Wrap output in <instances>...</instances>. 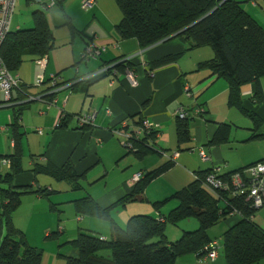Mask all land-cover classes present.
Wrapping results in <instances>:
<instances>
[{"label":"trees","instance_id":"trees-1","mask_svg":"<svg viewBox=\"0 0 264 264\" xmlns=\"http://www.w3.org/2000/svg\"><path fill=\"white\" fill-rule=\"evenodd\" d=\"M53 1L54 5L61 6L64 0ZM246 1L249 0H114L121 12L116 31L121 39L135 38L141 48L176 37H182L187 44L183 52L204 46L210 47L214 52L213 57L199 62L196 70H208L209 78L227 82L228 105L251 120L249 139L262 140L264 120L252 107L254 104L264 105V92L260 82L264 76V28L241 6ZM44 5L49 8L47 4ZM32 18V27L9 30L1 44L0 58L13 74L19 70L24 57L29 56L32 60L46 57L55 46L54 35L44 11L35 10ZM65 23L70 27L72 36L76 33L82 37L86 36L84 31L75 29L70 20ZM180 55L175 53L162 57L153 61L151 67L174 62ZM121 58L108 70L117 74L133 69V60ZM56 82V86H51L48 78L40 85L49 84V87L41 92L45 93L46 103L53 102L57 84H65L59 80ZM246 84L253 86V93L250 98L242 99L241 88ZM26 87L19 83L18 87L11 91L10 102L15 103L9 106L11 120L8 129L13 142L12 150L11 153L0 154V165L4 160L8 161L9 165L6 174L0 173V264H41L43 255L42 249L28 244L26 235L16 228L12 218L21 204L23 194L34 192L48 197L51 193L41 188L32 191L30 185L14 184V178L24 173L20 119L23 105L21 102L28 94ZM197 107L202 108V114L197 116H203L206 110L199 103ZM191 110L192 108H189V112ZM61 115L58 127L65 125L68 117L63 111ZM195 117L175 116L178 145L191 140L190 120ZM144 118L142 112L127 117V126L123 129L132 133L131 128L141 125ZM79 127L90 130L92 125ZM231 131L230 124L219 123L210 143L220 145L227 142ZM160 133L161 130L156 128L144 132L137 139L132 137L133 149L126 150V154H133L137 158L151 153L163 155L166 150L154 147ZM174 164V161L167 159V162L151 171L140 172L141 178L132 185L130 192L109 205H100L90 195L74 199L72 203L76 215L107 222L110 227L109 235L103 237L90 229L80 228L77 236L66 242L73 252L58 253V256L65 264H175L178 257L187 254H194L201 259L205 258L207 246L212 240L208 236V229L235 213L239 216L238 222L223 232L222 244L218 241L219 254L221 252L223 255L222 264H256L264 259V229L252 219L256 211L264 205L253 207L251 202L245 199V195H234L233 188H220L216 192L207 190L204 181L213 172V168L196 171L189 184L152 203L153 208L161 213L160 209L168 200L176 199V206L167 214H159V217L134 214L128 218L125 227L116 223L112 212L127 202L143 201L148 184ZM251 164L231 171L222 170L216 177L228 181L233 173L242 172ZM29 172L34 176V180L36 174H44L57 181H65L73 191L81 189V179L84 177L82 173L76 172L70 159L60 166L51 162L34 163ZM192 217L198 221L196 229L183 231L174 241L167 239L166 223L176 225ZM57 233H51L49 236H56Z\"/></svg>","mask_w":264,"mask_h":264},{"label":"crops","instance_id":"crops-1","mask_svg":"<svg viewBox=\"0 0 264 264\" xmlns=\"http://www.w3.org/2000/svg\"><path fill=\"white\" fill-rule=\"evenodd\" d=\"M247 2L248 1L243 2L244 10L264 28V0H249V3ZM63 3L60 7L64 6ZM89 14L92 15V19L88 20V22L93 24L92 35H88L90 30H87V32H84L86 38L83 39L80 44L78 43L76 45V49L71 47V49H65L61 54L49 53L46 56V64L43 70L45 75L44 80L48 78L50 79L51 75H58L59 81L70 85V87L65 86L61 90L57 91L56 94L66 89H70V91H72L71 97H76L79 100V106L74 108L73 105L69 104V96L67 100H65L66 102L64 101L61 105L63 106V109L54 108L50 109L47 113L44 112V115L41 116L43 120L41 122L39 121L37 124L44 126L47 131H50V134H45L41 127H37L34 133L37 134L38 137L31 136L30 139H28L26 142H23L26 130L22 129L24 125L21 121L24 119L22 113L26 109L29 110L31 108V102L40 98L44 101L46 100V98H44L45 93L41 92L42 90L49 87V84L44 86L42 85L39 91H33L30 88L31 85H28L25 82V75L22 73L17 74L19 70L15 73L18 76L19 83L27 86L26 88L28 94L35 95L37 98L32 101L23 102L22 105L20 132L23 133L21 144L22 168L24 173L19 174L14 178V184L30 185V190L32 191L37 189L35 183L36 176L39 174L35 175L34 180V176L29 172L32 169L34 163L45 164L47 162H51L56 166H60L67 159H70L76 172L83 174L86 172L84 170L86 167L98 164L101 161L102 157L99 153L106 150L110 146L116 149L118 154H120V149L118 146L108 142L104 144V142L113 137L110 129L127 117L140 112H142V116H144L150 124L157 126L161 130L160 135L156 138L154 144L155 148L166 150V152L170 149L180 150V148H182L183 150H180L179 152L185 150H188L189 152L192 151V149L201 146L208 157L207 160H203L200 157L202 159L201 160L189 154L180 153L177 158V163H175L173 167L168 169L160 176L154 178L148 184L150 185L154 182H157L169 174H175L171 179L164 182L165 185L161 186V188L157 191L160 193L156 195L151 194L150 196L144 191V197L148 202L161 200L169 196L174 191L180 189V187L186 182L189 181L187 183L189 184L194 179V174L196 171L208 170L214 166H222V164L226 166V168H222L223 171H231L264 159V154H261V156L254 154L252 158L248 160H242L235 164L234 161L227 157L226 154V151L231 148L229 145L231 142V135L227 142L220 145L210 143L219 123H227L231 126H234V124L238 125V123H242L243 121L241 118V112L228 105L227 82L223 79L209 78L208 70H196L197 64L199 62L211 59L213 57L214 52L210 47V49H207V47L204 46L183 52L187 44L182 37H176L168 41L164 40L162 42L156 43L147 48H141L135 38L121 39L119 37L116 31V24L121 19V12L120 10L118 11L117 9H114V7L111 6V3H105L103 0H95V5L90 10ZM65 22L64 25H67ZM73 27L76 28L74 25ZM89 38H92V40H89ZM72 39L73 36L71 35V41ZM88 41L91 42V45H94L97 49H100V53L97 54L92 60L87 61L85 65L78 66L77 64L79 62L86 59V57H83V55L86 54ZM139 51L142 52L141 55H138L132 59L135 64L132 66L135 84H131L130 78L127 74L128 71H120L119 73L115 74L108 70L110 67H108L106 73L100 77L90 81L85 80L89 74L95 73L102 66L113 65L116 60L120 59V57H127L129 55L138 53ZM175 53H180L181 55L174 62H170L169 64L158 67H151V63L153 61L168 55H173ZM260 82L264 92V76L260 79ZM187 88L188 92L191 94L190 96L186 95ZM252 93L253 86L251 84L242 86V99L250 98ZM56 94L53 98V102L57 106V104H59V98ZM198 103L203 106V109L206 110V113L203 114V116L195 117L198 118L201 123L197 126H193L190 129L192 136L191 140L187 143L178 145L175 135L174 112L178 107L184 106L188 108H194ZM252 108L253 111L264 120V105L254 104ZM84 109H86V111H84ZM62 111L68 114V117L66 119L65 125L58 127ZM81 113L95 114L94 125L90 130L81 129L77 122L73 124L75 127H70L72 117L75 114ZM195 118L193 120H195ZM8 119L9 122L6 124L7 126H0V130L2 132H7L9 130L8 125L11 120L10 115H8ZM2 121L3 120L0 119V123H2ZM250 121L251 120L247 121V127L249 130L252 127V122L250 126ZM4 127H6V129L2 130ZM38 129H41L42 132L38 133ZM246 137L247 138L242 142L250 140V134ZM12 143L13 142L11 141L10 147H12ZM8 153L11 152H5L4 154ZM25 153L26 157L29 159L28 164L30 169H24L25 166L23 164V157ZM125 155H127L126 152L123 156ZM131 155L140 161L138 165L140 169L138 172H135L134 175L139 172L145 173L147 171H151L167 162V159L162 161L160 159H155V157H151V155H160L157 153H151L145 155L142 158H137L133 154ZM126 161L127 163H132V161L128 158H126ZM102 176H106V173H104ZM130 181L131 179L129 182ZM128 184L126 180H123L116 187L110 189L105 194L104 198L97 201L102 206L110 204L111 202L130 192L132 185ZM38 188L46 189V191L52 192L48 186L42 187L40 185ZM31 194L34 197L30 199L32 208L29 212V216H32L35 203L39 202V200H41L40 198L42 197L34 192H29L23 194L21 197V204L13 215L14 224H16L17 221V212L23 206L24 200L28 198L27 196ZM74 199H71V202ZM175 204L176 201L169 203L167 205L168 207L166 208V212L164 213H168L167 211L175 207ZM148 206L138 205L137 203L128 204L126 207H123L124 210L122 212L115 216L116 223L124 226L127 217L140 212L149 213L156 217H159V214H163L162 212L159 213L157 211H152L150 205ZM123 212L124 216H121V213ZM252 219L256 224L264 229V216H259L255 213ZM222 220L224 224V232L229 226L238 222L239 216L237 214L229 215ZM108 226L105 225V223H101V220L96 221L93 219V217L77 216L76 220L73 219L70 224H67V228L64 226L61 227L60 232H58L61 234V236L58 240L59 245L57 249L60 248L63 252L60 250H58L59 252L57 251V253L52 252L50 254V258H48V264H64L63 259L58 256V253L61 252L68 254L73 252L71 246L66 242L74 239L80 228L90 229L103 237H107L110 230V227ZM190 227H196V223L192 224ZM50 230L51 229L49 228L48 232H46V236L50 235ZM165 231L168 234L167 228ZM179 233L180 232H178L176 235L178 236ZM208 236L213 237L209 234ZM169 239L172 240V238ZM219 256L220 254L215 260L212 261L204 257L199 259L196 257V255L187 254L179 257L175 264H222L223 261L217 263ZM256 264H264V259Z\"/></svg>","mask_w":264,"mask_h":264},{"label":"rangeland","instance_id":"rangeland-1","mask_svg":"<svg viewBox=\"0 0 264 264\" xmlns=\"http://www.w3.org/2000/svg\"><path fill=\"white\" fill-rule=\"evenodd\" d=\"M51 1L52 0H40L39 2L35 0H16V4L14 7V12L12 16V21L10 24V31H15L19 28L32 27L33 25L32 14L35 10L40 9L44 11V14L47 18L50 29L55 39V48L52 49L50 53L51 54H54V53L61 54L63 53L65 49H68V48L71 49V47H74L76 49V45L78 43L80 44V42L83 41V39H85L86 37L85 36L82 37L80 34L76 33V35L73 36V39L71 41V29L67 25H64V22L66 20H70L71 23L76 27L75 29L78 28V29L84 30V32H87V30H90L89 31L90 33L89 34L87 33V34L92 35L93 34V31H92L93 24L88 22V20L92 19V15L89 14V12L95 4L90 9L85 10L82 8V0H64V3L62 2L64 5L63 7H60L59 4H56L52 7L46 8L44 4H49ZM103 1L105 3L106 2L111 3V6L114 7V9H117L119 11V8L115 4L114 0H111V1L103 0ZM247 3H249V1ZM243 5L244 3L241 4L242 7ZM263 14H264V11H263ZM206 47L207 49H210L208 46ZM23 59H24L23 63L21 67L19 68V71L17 72V74L18 73L24 74L25 75L24 80L28 85H31L30 88L33 91H39L40 88L42 87L38 85L39 77L40 76H43V78L45 77L44 71L42 72V67L39 64H37L36 60H32L31 57L26 56ZM92 59L93 57H87L85 60L79 62L77 65L78 66L85 65L87 61L92 60ZM25 78H28V79H25ZM69 91L70 89H66L56 94L59 98V104H57V106L54 102L51 104H48L41 98L30 103L31 108L29 110L26 109L27 111L25 110L26 112L23 111L22 113L24 119H22L21 121L25 125V127L23 125L22 129L26 130V134L24 135L23 142H26L28 139L31 138V136L38 137V135L34 133L37 127H41L45 134L46 133L50 134V131H47V129H45L44 126H40L37 124L39 121L41 122L43 120L41 116L44 115V112L47 113L50 109H54V108L63 109V106L61 105L63 104L65 100H67L69 96H70L69 104L73 105L74 108H77L79 106L78 105L79 100L76 97H71L72 91L70 92ZM84 111H86V109H84ZM8 115L11 116V110L9 107L0 108V119L3 120L2 123H0V126H7L6 124L9 122ZM241 115H242L241 118L243 121L242 123H238V125L234 124V126H232L231 138H230L231 142L229 143L231 148H229L226 151L227 157L233 160L235 164L242 160H248L252 158L254 154L258 156H261V154H264V139L262 140L250 139L246 142H242L243 140L247 138L246 136H249L250 134V130L247 127L248 126L247 121H249L250 119L242 113ZM76 122L77 124L79 123L77 120V116L74 115L72 117V121L70 122V127L74 126L73 124ZM190 122H191L190 129L193 126H197L198 124L201 123V121L198 118H195V120H192ZM250 126H251V121H250ZM262 130L264 131V127ZM9 134H10L9 130L7 132H2L0 130V154H4L5 152H11L12 150V148L10 147L11 139L9 137ZM112 136L113 137L110 138L108 141L104 142V144L108 142V143L114 144L115 146H118L120 149V154H118V151L111 146L100 153L98 152L101 155L102 159L98 164L91 165L84 169L86 171L85 172L86 175L85 173H83L84 177L81 179L82 187L80 190L73 191L67 182L57 181L53 179L52 177L48 175H44V174L37 175L38 176V182H37V176H36L35 186L37 187V189H38V186L40 185L42 187L48 186L52 192L50 193V195H48V197L41 196L42 197L40 198L41 200L35 203V206L33 207L32 216H29V212L31 211V208H32V203L30 202V199H32V197L34 196L32 194L27 196L28 198L24 200L23 206L17 212L18 213L16 217L17 225L16 224L14 225L16 226L17 229L24 232L29 245L43 250L41 264H48V258H50V254L52 252L57 253L58 250L61 251L60 248L57 249L59 245L58 240L61 234H57L56 236H49V235L46 236V232H48L49 228L51 229L49 231L50 234L54 232H60L61 227L64 226L65 228H67V224H70V222L73 219L76 220L78 216L75 213L74 206H73V203L71 202V199L78 198V197H81L87 194L89 195L91 194V196L96 198V200H99V199L101 200L102 198L105 197V194L110 189H113L114 187H116L123 180H126L128 184L129 180L132 179V176L134 175V173L139 171L140 167H138V165L140 161L134 158L131 154H127L123 156L126 152V149L122 146L123 139L115 135H112ZM200 148L202 147L199 146L198 148H194L192 149V151H189V152L188 150H185V151L179 152V154L186 153L193 157H197L198 159H201L199 156ZM180 150H183V149L180 148ZM175 151L176 149L174 150L170 149V150H167V152L164 153L163 155H154V156L151 155V157H155V159H160L164 161L167 158H169V156L172 155ZM126 158L130 159L132 163H129V162L127 163ZM175 161H176L175 163H177V159H175ZM28 162H29V159L28 157H26V153H25L23 157V164L25 166L24 169H30ZM180 166H183V165H180ZM8 167L9 165L1 164L0 173H2L3 175L6 174L8 171ZM222 168H226V166L222 164ZM104 173H106V176L103 177L102 175ZM173 175L175 174L173 173L169 174L165 176V178L160 179L157 182H154L148 185V187L145 190V193H148L150 196L151 194L156 195L160 193L157 191L161 188V186L165 185L164 182L171 179ZM188 182H186L185 184H187ZM19 183H22V182H19ZM155 201H160V200H154V201L148 202L146 199H144L143 201L127 202L124 206L117 207L112 212V216L115 219V216L124 210L123 207H126L128 204H131V203H137L138 205H147V206L150 205V208L152 209V211L155 212L156 210L152 206V203ZM173 201L174 202L176 201V204H177L176 199L168 200L163 205V207L160 209V211L163 214H165L164 212H166V208L168 207L167 205ZM137 214H146V215L156 217L149 213L140 212ZM13 215H12V218H14ZM122 215L124 216V212L121 213V216ZM256 215L264 216V207L258 209L256 212ZM128 218L129 217H127L126 222ZM93 219H95L96 221H100L97 218H93ZM65 221H66V224H65ZM126 222L124 226H121L119 224L118 225L121 227H125ZM219 222L213 225L210 229H208L207 233L210 236L215 237V238L210 237L212 240L217 239L222 244L221 237L223 234L224 224H223V220H220ZM101 223H105V225L108 226L107 222H104L101 220ZM194 223H196V227H190ZM197 227H198V221L196 220V218L192 217V218L184 219L180 221L179 223H177L176 225L166 223L165 229L167 228L168 234L166 231H165V234L169 241H174L177 238H179V236L182 234L183 231L194 230V228L196 229ZM178 232L180 233L177 236L176 234H178ZM76 236L77 234L75 235V237ZM169 238H172V240ZM188 255H194V254H188ZM220 261L221 262L223 261V255L221 252H220V256H219L217 263H219ZM64 264H65V261H64Z\"/></svg>","mask_w":264,"mask_h":264},{"label":"built area","instance_id":"built-area-1","mask_svg":"<svg viewBox=\"0 0 264 264\" xmlns=\"http://www.w3.org/2000/svg\"><path fill=\"white\" fill-rule=\"evenodd\" d=\"M35 1L39 2L40 0H35ZM15 4H16V0H0V47L6 34L10 30V24L12 21ZM94 4H95V0H83L82 8L88 10ZM53 5H54V1L52 0L49 4H47V7H52ZM90 43L91 42L87 43L86 54L83 55V57L85 56L86 58L87 57L94 58L96 57L97 54L100 53V49H97L94 45H91ZM141 53L142 52L139 51L138 53L122 58V60L124 59L132 60L136 56L141 55ZM36 62L42 67V72H43V69L46 64V57L45 56L40 57L36 59ZM108 67L111 68L112 65L102 66L95 73L89 74L85 78V80H93L97 77H100L101 75L106 73ZM127 74L128 77L130 78L131 84H135L133 71L129 70ZM57 80H59L57 76L51 75L50 85L56 86ZM43 81H44L43 76H40L38 85L40 86ZM18 85H19L18 76L16 74L11 73L7 69L6 65L3 63L2 59L0 58V108L9 107L10 105H15L14 102H10V97H11V91L14 88L18 87ZM65 86L70 87V85L68 84H61V85L57 84V87H55L54 90L59 91ZM186 95L187 96L191 95L190 92H188V88L186 89ZM36 98L37 96L35 95L26 94L24 101L35 100ZM200 113L202 114V108L200 109L197 106L192 108L191 112H189V108L181 106L176 109V111L174 112V116H179L180 118H184L191 115L197 116ZM75 116H77L79 126L94 125V119H95L94 113L76 114ZM125 126H127V120L124 119L116 126L112 127L110 131L112 135L122 138L123 139L122 146L126 150H130V151L133 149L132 137L137 139L138 137H140V135H142L146 131L148 132L150 129H156V128L159 129L157 126L150 124L145 118L143 119L141 125H134L131 128L132 133H128L125 129H123V127ZM4 129H6V127L2 128V130ZM41 132H42L41 129H38V133ZM178 155L179 152L176 150L167 159L175 162V159H177ZM199 156L203 160L208 159L207 155L205 154L202 148L199 149ZM2 164L8 165V161L4 160L2 161ZM221 172H222L221 165L213 167V172L209 174L204 181V187L207 190L211 192H216L220 188L223 189L233 188L235 193L234 195H245V199L250 201L253 207L259 208L262 205H264V160H260L258 162L251 164L250 166L243 169L242 172L233 173L228 181H223L222 179L216 177V175ZM141 175L142 174L140 172L133 175L129 184L133 185L141 178ZM159 220H162V218H159ZM219 248H220V243L218 242V240H211L207 246L208 251L205 255V258L212 261L215 260L219 255Z\"/></svg>","mask_w":264,"mask_h":264},{"label":"water","instance_id":"water-1","mask_svg":"<svg viewBox=\"0 0 264 264\" xmlns=\"http://www.w3.org/2000/svg\"><path fill=\"white\" fill-rule=\"evenodd\" d=\"M29 101H32V100H29ZM24 102H27V101H24Z\"/></svg>","mask_w":264,"mask_h":264}]
</instances>
